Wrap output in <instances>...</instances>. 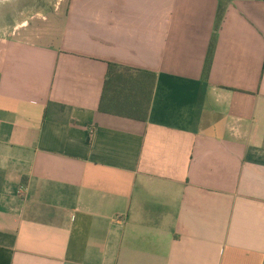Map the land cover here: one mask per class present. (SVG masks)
<instances>
[{
	"label": "crops",
	"instance_id": "crops-1",
	"mask_svg": "<svg viewBox=\"0 0 264 264\" xmlns=\"http://www.w3.org/2000/svg\"><path fill=\"white\" fill-rule=\"evenodd\" d=\"M217 13L69 0L50 36L10 24L0 264H264V0ZM108 63L155 76L145 121L98 111Z\"/></svg>",
	"mask_w": 264,
	"mask_h": 264
},
{
	"label": "trees",
	"instance_id": "trees-1",
	"mask_svg": "<svg viewBox=\"0 0 264 264\" xmlns=\"http://www.w3.org/2000/svg\"><path fill=\"white\" fill-rule=\"evenodd\" d=\"M233 0H218V13L216 28L223 18L227 5ZM211 49L206 58L204 72H207L210 64ZM140 77L146 78V84H153L155 76L146 72H138L136 75L128 68L108 63V72L104 82L98 111L104 114L115 115L130 119L145 121L151 98V90L145 91L144 83Z\"/></svg>",
	"mask_w": 264,
	"mask_h": 264
},
{
	"label": "rangeland",
	"instance_id": "rangeland-1",
	"mask_svg": "<svg viewBox=\"0 0 264 264\" xmlns=\"http://www.w3.org/2000/svg\"><path fill=\"white\" fill-rule=\"evenodd\" d=\"M69 0H7L0 2V39L11 36L10 24L22 22L26 25L27 18L38 14L28 28H17L16 39L27 41L52 34L53 19L63 18ZM20 13V16H19ZM5 17V19H4ZM21 18V19H20ZM19 19V20H18ZM27 21V22H24ZM13 32V33H14Z\"/></svg>",
	"mask_w": 264,
	"mask_h": 264
},
{
	"label": "flooded vegetation",
	"instance_id": "flooded-vegetation-1",
	"mask_svg": "<svg viewBox=\"0 0 264 264\" xmlns=\"http://www.w3.org/2000/svg\"><path fill=\"white\" fill-rule=\"evenodd\" d=\"M4 1V0H3ZM5 1H7V0H5ZM0 2H2V0H0ZM19 16H20V13H19Z\"/></svg>",
	"mask_w": 264,
	"mask_h": 264
}]
</instances>
